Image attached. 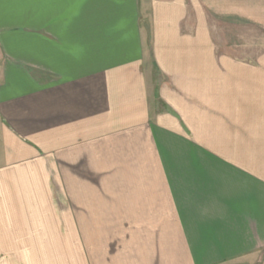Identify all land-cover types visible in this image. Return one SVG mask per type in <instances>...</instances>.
<instances>
[{"label":"crops","instance_id":"0c3cea01","mask_svg":"<svg viewBox=\"0 0 264 264\" xmlns=\"http://www.w3.org/2000/svg\"><path fill=\"white\" fill-rule=\"evenodd\" d=\"M0 264H264V0H0Z\"/></svg>","mask_w":264,"mask_h":264},{"label":"rangeland","instance_id":"374dc122","mask_svg":"<svg viewBox=\"0 0 264 264\" xmlns=\"http://www.w3.org/2000/svg\"><path fill=\"white\" fill-rule=\"evenodd\" d=\"M153 75H155V73H153ZM155 79L157 80V79H159V77L156 75V76H155Z\"/></svg>","mask_w":264,"mask_h":264}]
</instances>
